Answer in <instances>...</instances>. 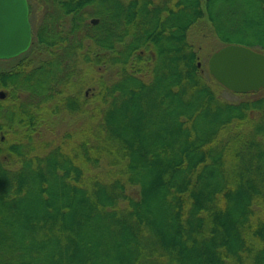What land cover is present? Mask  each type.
<instances>
[{
	"label": "trees",
	"instance_id": "16d2710c",
	"mask_svg": "<svg viewBox=\"0 0 264 264\" xmlns=\"http://www.w3.org/2000/svg\"><path fill=\"white\" fill-rule=\"evenodd\" d=\"M219 1L28 0L46 56L0 71V264H264V88L219 98L188 36L232 42Z\"/></svg>",
	"mask_w": 264,
	"mask_h": 264
},
{
	"label": "water",
	"instance_id": "95a60500",
	"mask_svg": "<svg viewBox=\"0 0 264 264\" xmlns=\"http://www.w3.org/2000/svg\"><path fill=\"white\" fill-rule=\"evenodd\" d=\"M30 42L27 1L0 0V60L25 52ZM208 71L220 85L235 93L264 88V54L243 45L226 44L213 52ZM0 97H4L3 92Z\"/></svg>",
	"mask_w": 264,
	"mask_h": 264
},
{
	"label": "rangeland",
	"instance_id": "374dc122",
	"mask_svg": "<svg viewBox=\"0 0 264 264\" xmlns=\"http://www.w3.org/2000/svg\"><path fill=\"white\" fill-rule=\"evenodd\" d=\"M34 6L35 5H33V8ZM221 6L224 9V15L222 17V20L220 21H222V24L224 23L225 26L230 27V29L228 30L232 34V42L230 44H239L258 51L264 50V29L257 30L254 28V26H251L250 20L248 19V15L243 14L247 6L244 0H220L217 7L220 8ZM235 9L236 10L238 9L236 14H235L236 11ZM261 11L262 10H259L258 8L254 9V12L257 14V16H259L258 14L262 13ZM67 16L64 22L63 21L61 22L62 26L64 27V30H66V28L68 27V21L70 18V15ZM39 17H40V13H38V11L37 13L31 12L30 21L32 24V37L28 49L18 56L12 57L10 59L0 60V71L11 69L15 65V63L23 59H31L32 65H34L37 63V61L40 58L46 56V52L44 53L43 49L39 50L33 47V43L35 41L36 27L40 21V20L38 21ZM229 17H233V18H229ZM91 20H97V19L92 18ZM262 22L263 21L260 20L259 25ZM188 36H189V41L195 46V50L197 51V55L199 58L198 66H201L203 71H206L207 70L206 68L208 67L207 65H208L209 57L214 51L218 50L222 46V43L219 41L217 35L214 33L212 24L206 18L198 21L195 25H193L189 29ZM262 53H264V51H262ZM87 88L88 87L84 89V94L85 93L91 94L89 88L88 89ZM0 92H3L5 95H7V93H5L4 91H0ZM217 96L222 100L229 102L236 101L239 99V97L233 95L231 91L229 92V90L228 91L226 89L223 90L222 88L219 87H218ZM262 96H264V92H262L259 97ZM61 114L62 113H57V114L50 113V115L48 114L46 115L47 119H51L54 121L55 120L62 121L56 124L55 134H62L63 130L65 129H70L71 131L75 130L78 121H75L74 124H70L69 120H71L72 118L69 117L64 118V116ZM79 117L80 115L76 116V118ZM52 128H55V126L50 127V122L46 126L42 125L38 130V132L35 134V136L39 137V136H46L48 134L51 135L50 129ZM133 190L135 189H131V188L129 189L131 194L133 193Z\"/></svg>",
	"mask_w": 264,
	"mask_h": 264
},
{
	"label": "flooded vegetation",
	"instance_id": "af4514ba",
	"mask_svg": "<svg viewBox=\"0 0 264 264\" xmlns=\"http://www.w3.org/2000/svg\"><path fill=\"white\" fill-rule=\"evenodd\" d=\"M27 1V5H28V0ZM30 16H31V12L29 11V6H28V20H29V23H30V27H31V35H32V24H31V21H30Z\"/></svg>",
	"mask_w": 264,
	"mask_h": 264
}]
</instances>
